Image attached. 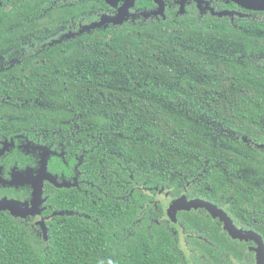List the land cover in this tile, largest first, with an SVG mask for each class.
<instances>
[{"label":"trees","instance_id":"trees-1","mask_svg":"<svg viewBox=\"0 0 264 264\" xmlns=\"http://www.w3.org/2000/svg\"><path fill=\"white\" fill-rule=\"evenodd\" d=\"M110 6L105 0H68L65 7L63 0H24L17 10L23 18L50 17L53 26L65 16L76 28L48 50L59 68H68L63 101L69 116L83 112L99 128L100 192L85 203L81 218L73 212L65 222L53 221L49 242L26 223L1 217L0 264H192L177 235L149 219L155 207L146 192L170 187L173 196L189 197L185 182L174 180H190L196 170L218 187L222 174L215 165L234 154L230 148L245 145L235 132L251 139L256 123L264 124V17L258 22L248 14L232 23L189 11L91 27ZM138 6L154 4L138 0ZM29 81L52 82L48 73ZM30 89L36 97L56 93L62 102L58 85ZM94 135L90 131L89 143ZM93 158L90 152L92 164ZM124 180L126 192L115 183ZM188 219L181 217L187 233ZM200 255L193 264H220L212 250Z\"/></svg>","mask_w":264,"mask_h":264},{"label":"flooded vegetation","instance_id":"flooded-vegetation-1","mask_svg":"<svg viewBox=\"0 0 264 264\" xmlns=\"http://www.w3.org/2000/svg\"><path fill=\"white\" fill-rule=\"evenodd\" d=\"M22 1L0 0V218L9 216L26 223L43 240L45 225L49 242L53 221L60 217L65 222L73 212L81 218L85 203L98 198L101 138L97 125L86 122L83 112L69 116L66 99L63 101L69 85L68 68L67 65L59 68V59L52 58L48 50V46L63 44L76 28L69 27L65 16L55 26L50 17H20L17 10ZM152 1L154 6L149 9L138 6L137 0L130 10L131 19L135 16L134 23L163 18L154 14L158 6ZM63 2L65 7L68 0ZM163 2V19L168 13L180 17L181 0ZM124 3L121 0L110 6L108 13L97 14L98 19L89 24L99 22L103 16H117ZM185 10L215 18L224 14L222 17L232 23L248 14L254 15L258 22L264 17V11L249 10L231 0H187ZM83 27L80 20L77 34ZM62 60L66 62L65 58ZM41 73H48L52 82L29 81ZM10 79L25 81L14 83ZM36 85L42 89L60 86L62 102L56 93L42 92L36 97L33 89L27 90ZM256 125L251 139L235 132L237 140L245 145L230 148L234 154L224 155V160L215 165L222 174L218 187L209 185L196 170L190 180H174L185 182L183 192L189 190V197L173 196L170 187L146 192L155 207L149 219L163 223L177 235L180 249L191 257L192 264L204 249L214 251L220 264H264V130L261 129L264 124ZM90 131L95 135L89 143ZM90 152L94 164L88 160ZM45 167L47 178L42 171ZM123 167L128 168V164ZM123 182L115 183L126 192L128 181ZM37 191L42 193L39 199L42 202L35 208L38 214L20 218L4 209L7 206L32 209ZM183 196L196 203L190 210L169 214V207ZM184 214L189 218V233L181 221Z\"/></svg>","mask_w":264,"mask_h":264},{"label":"water","instance_id":"water-1","mask_svg":"<svg viewBox=\"0 0 264 264\" xmlns=\"http://www.w3.org/2000/svg\"><path fill=\"white\" fill-rule=\"evenodd\" d=\"M107 3H109L112 6H115L117 2L121 0H105ZM238 5L249 9V10H262L264 11V0H231ZM137 0H125L124 5L119 9L118 15L115 17H107L104 16L102 17L101 21L99 23L93 24L91 27H100L103 25H107L109 23H112L114 25H122L124 22H126L129 18H131V13L130 10L133 9L136 6ZM155 4L158 6V9L154 13L157 16H161L165 18V4L163 0H154ZM187 0H181V9H180V15L185 14V3ZM150 14H148L149 16ZM220 16H223L224 14H219ZM91 27H87V29H90ZM46 178L48 175L46 171V167L42 170ZM42 172V173H43ZM41 194L39 191L35 193L34 201H33V208L30 210H21L19 206L17 208H13L11 206L4 207V209L10 210L11 213L20 218H26L27 216H33L34 214H38V212L35 213V208L39 204H41L42 200L41 199ZM196 202H189L187 201L186 197L183 196L180 200L174 202L173 205H171L168 209L169 214H176L178 211L181 210H190L191 206H193ZM57 215V214H56ZM60 215V214H59ZM62 215V214H61ZM42 231L44 235V240L47 242L48 241V230L46 226H42Z\"/></svg>","mask_w":264,"mask_h":264}]
</instances>
